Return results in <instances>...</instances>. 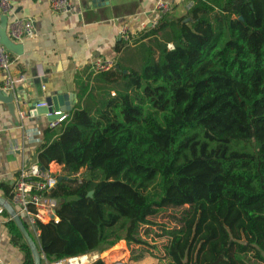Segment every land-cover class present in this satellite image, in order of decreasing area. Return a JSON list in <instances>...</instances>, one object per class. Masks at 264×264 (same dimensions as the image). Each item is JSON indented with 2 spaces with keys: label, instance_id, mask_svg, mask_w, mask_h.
Segmentation results:
<instances>
[{
  "label": "trees",
  "instance_id": "trees-1",
  "mask_svg": "<svg viewBox=\"0 0 264 264\" xmlns=\"http://www.w3.org/2000/svg\"><path fill=\"white\" fill-rule=\"evenodd\" d=\"M134 42L135 65L89 72L45 132L38 164L64 175L46 193L59 221L38 224L42 254L144 245L150 217L181 208L167 264H264V0H194ZM0 189L11 201L12 185Z\"/></svg>",
  "mask_w": 264,
  "mask_h": 264
},
{
  "label": "crops",
  "instance_id": "crops-1",
  "mask_svg": "<svg viewBox=\"0 0 264 264\" xmlns=\"http://www.w3.org/2000/svg\"><path fill=\"white\" fill-rule=\"evenodd\" d=\"M165 1L172 4L170 13L176 17L187 16L194 4V0ZM157 2L99 0L94 4L92 0H73L71 10L63 14L53 11L48 0H10V10L3 12L1 17L7 16L8 26L15 18L31 20L36 34L20 41L23 52L11 54L14 59L9 70L0 71V88L7 74L16 79L12 92L17 105L13 117L7 105L0 101V183L13 185L21 168L38 163L49 119L45 115H31L29 104L62 92L74 96L75 108L79 102V85L85 75L94 72L92 63L96 58L113 60L116 66L117 62L127 67L135 65L131 58L135 39L132 42L124 40L121 30L126 27L131 34L139 32L143 22L157 17ZM189 20V17L185 19ZM20 111L26 112L24 118ZM62 168L52 162L49 171L60 177L64 175ZM0 196L12 204L1 189ZM4 209L0 204V257L3 264H23L26 253L13 241L7 225L12 217L6 209L8 215H5ZM27 228L36 241L29 225ZM123 243L126 241L104 251L106 256L100 253L101 259L110 264L111 256L120 254ZM49 263L43 257L42 264Z\"/></svg>",
  "mask_w": 264,
  "mask_h": 264
},
{
  "label": "built area",
  "instance_id": "built-area-1",
  "mask_svg": "<svg viewBox=\"0 0 264 264\" xmlns=\"http://www.w3.org/2000/svg\"><path fill=\"white\" fill-rule=\"evenodd\" d=\"M72 1L73 0H48L53 11L63 14L71 10ZM9 10L10 0H0V19L1 14ZM171 10L172 4L170 2L158 0L155 7L157 17L148 22H143L139 32L148 31L158 26L161 16L170 13ZM8 34L15 42H20L25 37L34 36L36 34V28L31 20L15 18L8 26ZM137 34L138 32L131 34L126 27L121 30V37L129 42H132L137 37ZM13 59L11 53L0 43V71H8L13 63ZM115 65L116 62L113 60L96 58L92 63V69L94 72H102L114 68ZM15 87L16 79L10 74H7L2 83V88L7 92H12ZM55 113L59 114V118L56 120H49L50 128L58 126L68 115V113L62 109L55 111ZM20 116L24 118L26 112L20 111ZM57 182L58 177L52 174L51 171L42 169L38 163H32L21 168L12 185L11 202L15 206L17 213L31 228V232L35 235L39 245L41 230L38 228V224L59 221L57 215L58 201L46 195L47 192H50L57 185ZM43 257L45 258V256ZM101 258L102 255L99 252H92L61 258L49 264H92ZM0 264H3L1 257Z\"/></svg>",
  "mask_w": 264,
  "mask_h": 264
},
{
  "label": "water",
  "instance_id": "water-1",
  "mask_svg": "<svg viewBox=\"0 0 264 264\" xmlns=\"http://www.w3.org/2000/svg\"><path fill=\"white\" fill-rule=\"evenodd\" d=\"M93 3H97L99 0H92ZM106 1V0H100ZM242 19V17H240ZM0 43L6 48V50L11 54L20 55L23 52V45L20 42H15L11 39L8 34V18L6 15L2 16L0 19ZM119 68V66L117 65ZM73 99V101H71ZM0 101L5 103L9 108L10 113L15 117L16 112V101L13 92H7L2 87L0 88ZM74 108V96L69 97L68 94L58 92L51 96H47L44 100L31 102L29 104V113L31 115H45L49 120H56L59 118V114H56L55 111L62 109L63 111L69 113ZM42 169H45L42 167ZM63 179L62 176L58 177V181ZM93 191L89 193L91 196ZM0 204L4 207L12 219L16 222L18 228L20 229L23 236L26 238L34 259L35 264H42L43 254L42 251L31 235L29 229L23 218L17 213L14 206L8 202L5 198L0 196Z\"/></svg>",
  "mask_w": 264,
  "mask_h": 264
},
{
  "label": "rangeland",
  "instance_id": "rangeland-1",
  "mask_svg": "<svg viewBox=\"0 0 264 264\" xmlns=\"http://www.w3.org/2000/svg\"><path fill=\"white\" fill-rule=\"evenodd\" d=\"M181 208H168L159 214L150 217L152 224L141 227V234L147 240V244L136 245L123 243L120 247V254L113 260L111 256L110 264H167L168 258L164 250L169 241V236L165 232L177 226V218L181 215ZM124 248V252H123ZM107 255V253H102Z\"/></svg>",
  "mask_w": 264,
  "mask_h": 264
}]
</instances>
